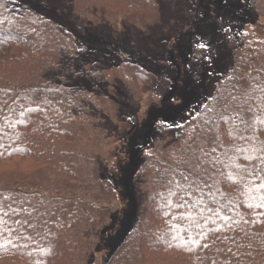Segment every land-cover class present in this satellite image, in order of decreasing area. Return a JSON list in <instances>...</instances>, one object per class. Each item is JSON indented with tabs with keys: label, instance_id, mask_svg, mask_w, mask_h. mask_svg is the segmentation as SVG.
Wrapping results in <instances>:
<instances>
[{
	"label": "trees",
	"instance_id": "obj_1",
	"mask_svg": "<svg viewBox=\"0 0 264 264\" xmlns=\"http://www.w3.org/2000/svg\"><path fill=\"white\" fill-rule=\"evenodd\" d=\"M148 8L146 0H0V264H83V244L91 256L99 245L106 253L102 264H115L126 257L127 242L129 261L139 255L141 264H264V81L248 87L259 76L245 69L239 45H230L233 59L196 116L157 123L130 179L136 202L146 167L145 223L137 219L113 250L104 246L116 219L103 220L105 204L122 192L109 174L115 157L103 149L114 133L130 143L138 125L123 114V104L107 112L86 97L108 96V86L101 90L102 82L85 71L91 64L100 72L106 62L99 54L83 65V51L62 22L101 27L120 20L139 28ZM132 65L141 70L132 77L144 95L148 76L155 75ZM113 89L119 104L126 94L133 103L125 87ZM197 120L198 138L190 135ZM166 134L174 142L170 154L148 155ZM88 150L93 154L82 152ZM23 189L65 195L51 197L58 211H50L41 202L26 206Z\"/></svg>",
	"mask_w": 264,
	"mask_h": 264
},
{
	"label": "rangeland",
	"instance_id": "obj_2",
	"mask_svg": "<svg viewBox=\"0 0 264 264\" xmlns=\"http://www.w3.org/2000/svg\"><path fill=\"white\" fill-rule=\"evenodd\" d=\"M158 1L161 12L158 11L155 0H146V7H149L146 10V21L138 22L143 24L142 26L134 25L141 29L127 27L120 20L106 21L101 23V27L100 24H95L94 27H80L67 20L62 22L73 33L83 51L81 56L83 65L90 64L92 58L99 54L103 55V61L106 62L102 67L100 66L102 70L100 72L91 64L85 68V71L89 76L102 82L101 90L108 86L106 88L108 96L88 94L86 97L107 112H118L123 104L121 107L125 108L123 114L131 123L138 125L129 139L130 143L118 141V137L116 138L118 133H114V139H110L103 149L115 157L110 160L112 168L109 174H112V178L115 177L122 192L120 197L116 196L105 204L103 220L109 219L110 214L116 217L105 232L109 238L104 246L111 250L122 243L137 219L143 225L145 223L149 188L147 184L141 188V184L146 183V167L136 182L138 188L136 202L130 187V179L132 181L141 159L146 158L145 151L152 140L157 123L181 124L200 112L199 110L212 96L217 79L226 71L231 61L230 45H239L241 60L246 63L245 69L258 72L259 78L248 87L264 81V0ZM22 4L32 11H38L40 15L44 13L38 10V6L30 3ZM143 29L146 30V34ZM201 44L204 45L203 48L199 47ZM176 50L180 58V66L174 64ZM132 64L155 75L148 76V83L144 84L146 87L144 95V91H140V86L132 77V73H141V70ZM129 85H134V89ZM113 86L119 90L125 87L133 103L127 99L129 96L126 94L127 98L119 104L121 97L116 96L118 93ZM196 124L190 135L198 138V120ZM182 131L183 128L168 134L172 136V133L175 135ZM168 134L162 141L153 144V149L148 155L160 151L164 156L170 154L174 142ZM82 144L92 146L94 142L86 141V144ZM101 147L102 145L97 154ZM82 152L87 155L93 154L90 150ZM152 168L155 170V167H150L149 172H152ZM88 188L85 187L84 190ZM120 190L117 191L120 193ZM21 193L25 196L23 198L21 196V200L26 201V206L41 202L44 208L50 211L58 209L57 201L51 197L61 199L62 195L54 194L65 195L51 189H23ZM82 193L85 195V192ZM96 220L94 216L90 223ZM106 223L99 222L98 228ZM183 238L181 235L178 240ZM157 242L158 240H155L154 245ZM190 243H195V239ZM131 246L132 244L128 242L125 244L124 252L127 251V255L121 256L115 264H141L142 258L139 255L134 261H129L128 249ZM96 247L97 244L94 245V248ZM80 249L82 250L80 261L83 264H102L106 256L99 245L96 254L94 251L92 256L89 254L91 251L86 252L89 246L83 244Z\"/></svg>",
	"mask_w": 264,
	"mask_h": 264
},
{
	"label": "snow or ice",
	"instance_id": "obj_3",
	"mask_svg": "<svg viewBox=\"0 0 264 264\" xmlns=\"http://www.w3.org/2000/svg\"><path fill=\"white\" fill-rule=\"evenodd\" d=\"M199 47L203 48V47H204V45H203V44H201V45H199Z\"/></svg>",
	"mask_w": 264,
	"mask_h": 264
}]
</instances>
